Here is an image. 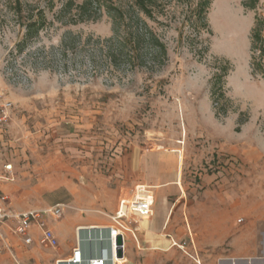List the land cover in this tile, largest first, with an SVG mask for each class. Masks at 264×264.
Instances as JSON below:
<instances>
[{
  "label": "rangeland",
  "instance_id": "374dc122",
  "mask_svg": "<svg viewBox=\"0 0 264 264\" xmlns=\"http://www.w3.org/2000/svg\"><path fill=\"white\" fill-rule=\"evenodd\" d=\"M13 1L0 0V104H11L0 121V205L4 196L19 213L65 205L61 219L48 221L65 227L57 247L38 238L25 245L12 224L4 227L23 253L18 262L55 264L70 253L75 226L108 219L109 205L145 184L149 164V175L171 171L164 177L177 179L171 188L182 187L184 203L198 209L190 246L179 247L203 264L195 253L206 250L201 239L214 232L215 214L220 229L240 228V208L264 194V73L252 71L251 50L264 0L254 11L244 0H209L204 20L195 14L206 0H157L153 19L130 0H114L132 17L127 24L105 11L85 23L58 22L68 0H51L52 9L48 0H21L39 4L54 23L11 56L24 33ZM137 23L153 41L136 46ZM91 201L103 207L90 210Z\"/></svg>",
  "mask_w": 264,
  "mask_h": 264
},
{
  "label": "crops",
  "instance_id": "0c3cea01",
  "mask_svg": "<svg viewBox=\"0 0 264 264\" xmlns=\"http://www.w3.org/2000/svg\"><path fill=\"white\" fill-rule=\"evenodd\" d=\"M159 166H164V163H160ZM149 168L150 166L147 164L145 168L147 177L142 179L146 185L142 184L141 186L150 190L153 195V211L149 217L138 216L135 219H125L132 233L125 234V258L119 264H194L192 251L188 252L186 248L181 249L180 244L185 242L190 246L188 234L192 232V227L195 225V213L198 209L194 211L191 209L193 207H189L188 202L187 204L186 201L184 203L186 191L182 187L179 189L171 188L177 185V179L164 178L167 174L171 175V171L159 170L156 173L153 171L149 175ZM4 189L5 185L0 183L2 195L5 193ZM135 196L136 191L131 197H123L118 203L109 205L108 219L100 215L101 218L95 217L90 222L77 224L74 228L75 241L71 244V252L67 255L57 254L55 264L59 260L66 261L69 259L77 247L82 248L86 258L97 255L109 262L111 250L108 229L114 225L111 217L119 211L123 199H133ZM173 196L180 199L176 202L182 203L183 207L179 208L178 205L172 203L171 197ZM257 196L254 200L247 201L245 206L240 208L246 216L245 219H242L246 224L240 228L233 229L234 226L227 225L225 229H220L219 213L215 214L218 223L216 222L214 232L212 230L206 231L207 236L201 239L203 243H206L204 244L206 250L197 251L195 253L196 259H202L203 264H264V194ZM0 206L5 210L16 212L11 210L10 205L6 203ZM102 207L103 203L99 201L88 203L90 210ZM234 211H238V206L234 207ZM235 222L238 224L240 221L237 219ZM56 226L54 228L49 223V227L58 241L62 240L64 244L65 227ZM32 235L36 239L39 237V231L35 227L32 229ZM127 239H129V243L126 241ZM193 241L199 242V236L197 235L196 240L193 239ZM113 250L115 253L116 250ZM14 253L19 260L23 256L20 249L14 250ZM13 261L14 259L10 254L0 256V264H16ZM200 263L202 264V262ZM24 264L29 263L25 262Z\"/></svg>",
  "mask_w": 264,
  "mask_h": 264
},
{
  "label": "trees",
  "instance_id": "16d2710c",
  "mask_svg": "<svg viewBox=\"0 0 264 264\" xmlns=\"http://www.w3.org/2000/svg\"><path fill=\"white\" fill-rule=\"evenodd\" d=\"M157 0H130V8L138 9L139 13L150 19L154 17V7L156 6ZM260 0H244L243 7L245 10L254 11L258 7ZM48 5L52 9V1L48 0ZM210 5V1L206 0L199 4V8L195 15L198 16L199 20H204L206 16V9ZM14 13L20 19V27L24 30L23 38L16 44V46L10 52L11 56L23 55L29 46L38 39L41 33L52 25L47 19L45 9L37 3H24L21 0H14L12 6ZM102 11H105L108 15L114 18V22L127 24L132 21V17L127 16V11H124L119 7L114 0H68L63 4L58 13L55 14L54 19L56 21L64 22L65 18L69 19L70 24L85 23L92 20L99 19ZM127 18H130L129 21ZM135 31H132L134 43L139 45L146 41L151 42L154 40L152 31L147 28H141L139 23L134 27ZM132 39V38H131ZM252 42V53L253 63L252 71L254 73H264L262 65V59L264 58V17H256L255 25L251 33ZM163 47V46H162ZM260 52V60L257 61L254 52ZM228 69H226L227 71Z\"/></svg>",
  "mask_w": 264,
  "mask_h": 264
},
{
  "label": "built area",
  "instance_id": "2783aa9c",
  "mask_svg": "<svg viewBox=\"0 0 264 264\" xmlns=\"http://www.w3.org/2000/svg\"><path fill=\"white\" fill-rule=\"evenodd\" d=\"M2 97L0 96V100ZM11 104L4 102L0 104V121L4 122L7 120L8 112L11 109ZM8 170H12V166H7ZM136 196L133 199H123L120 203L119 211L111 217V220L114 222L113 226H110L108 229L110 235V250L111 256L110 260H105L103 257L91 256L86 258L85 252L82 248L77 247L73 250L72 256L66 261L59 260L56 264H117V250H116V241L119 236L123 238V246L125 254V234L130 232L132 233L131 228L126 223L125 219L135 217H149L153 211V195L150 193V190L144 186H137ZM4 203L7 202V197H2L1 199ZM65 211V205L55 204L50 208L46 209H36L22 211L21 213L11 212L5 210L0 206V256L3 254H10L14 259L16 264L18 258L16 253H14L9 240L6 239L4 227L10 223L13 225L14 234L20 238L25 245H32L35 242V238L32 235V229L35 227L39 231V243L43 246L52 248L57 247L59 244L58 238L55 236L53 231L49 227L48 220L61 219ZM116 252L114 253V250ZM125 258V257H124ZM124 260V259H123ZM122 260V261H123Z\"/></svg>",
  "mask_w": 264,
  "mask_h": 264
},
{
  "label": "water",
  "instance_id": "95a60500",
  "mask_svg": "<svg viewBox=\"0 0 264 264\" xmlns=\"http://www.w3.org/2000/svg\"><path fill=\"white\" fill-rule=\"evenodd\" d=\"M123 246V238L119 236L116 241V250H117V258L123 260L125 257L124 250L122 249Z\"/></svg>",
  "mask_w": 264,
  "mask_h": 264
},
{
  "label": "bare ground",
  "instance_id": "6f19581e",
  "mask_svg": "<svg viewBox=\"0 0 264 264\" xmlns=\"http://www.w3.org/2000/svg\"><path fill=\"white\" fill-rule=\"evenodd\" d=\"M117 259H118V258H117ZM120 261H121V259H118V260H117V264H119V263H120Z\"/></svg>",
  "mask_w": 264,
  "mask_h": 264
}]
</instances>
